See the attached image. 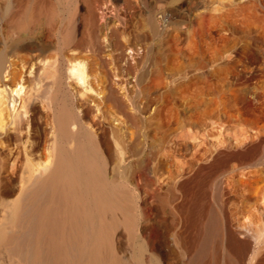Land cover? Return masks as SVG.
<instances>
[{
  "label": "rangeland",
  "instance_id": "obj_1",
  "mask_svg": "<svg viewBox=\"0 0 264 264\" xmlns=\"http://www.w3.org/2000/svg\"><path fill=\"white\" fill-rule=\"evenodd\" d=\"M7 1L0 0V52L8 50L12 61L0 74V88L22 84L23 95L36 74L52 85L62 64L66 85L77 101L76 112L94 133L107 134L112 141L114 178L128 192L140 223L145 222L141 199L146 195L161 218L159 225H174L166 264H188L178 236L185 227L175 218L180 204L182 211H195L191 178L197 163L212 161L217 149L240 146L245 135L255 137L264 131V0H127L130 16L119 28L114 19L100 18L98 6L97 38L81 22L86 3L63 0L75 11L83 32L64 47L59 34L66 20L43 18L19 25L5 15ZM164 6L171 9L167 20L160 19ZM29 42L37 48L22 47ZM76 60L85 63L86 83L69 75L68 66ZM46 150L45 143L39 152ZM248 170L241 166L239 173L224 175L234 203L230 209L241 207L240 220L235 221L241 226L247 222L245 216L259 215L250 207L258 184L243 173ZM183 182L189 188L180 197ZM251 221L248 224H258ZM136 231L135 239L125 237L130 264L134 244H146L141 230Z\"/></svg>",
  "mask_w": 264,
  "mask_h": 264
},
{
  "label": "bare ground",
  "instance_id": "obj_2",
  "mask_svg": "<svg viewBox=\"0 0 264 264\" xmlns=\"http://www.w3.org/2000/svg\"><path fill=\"white\" fill-rule=\"evenodd\" d=\"M82 1L87 9L80 15L81 22L93 37L99 2ZM64 2L8 0L5 15L19 25L43 18L66 20L59 34L64 47L83 34L75 11ZM22 47L36 49L37 45L29 42ZM10 57L8 50L0 52V74L7 72ZM64 70L60 64L52 85L36 74L23 95L22 84L10 90L0 88V264H130L125 237L135 239L138 228L146 244L134 242V264H166L174 225H159L161 218L152 211L146 195L141 199L145 222L140 223L128 192L114 178L112 141L84 124ZM68 72L86 83L82 60L71 62ZM88 111L87 107L86 115ZM45 143L46 158L39 152ZM241 166L249 168L243 173L252 175V182L258 184L250 207L257 208L259 215L247 212L244 229L235 223L240 220L241 207L230 209L234 203L224 179L226 173H239ZM187 187V182L181 183L177 195L185 196ZM191 187L195 211H182L180 204L175 218L185 227L178 236L188 264H264V131L255 137L245 135L240 146L217 149L212 161L197 163ZM248 219L258 224H248Z\"/></svg>",
  "mask_w": 264,
  "mask_h": 264
},
{
  "label": "built area",
  "instance_id": "obj_3",
  "mask_svg": "<svg viewBox=\"0 0 264 264\" xmlns=\"http://www.w3.org/2000/svg\"><path fill=\"white\" fill-rule=\"evenodd\" d=\"M128 3L127 0H123L121 3H112L111 0H105L99 5V15L100 18L104 21L106 19H114L117 22V27H123L126 23L127 17L130 16V12L127 11ZM129 12V13H128ZM160 19L167 20L171 17V9L168 6L162 7L159 12ZM116 30V29H115ZM113 30V31H115ZM111 29L109 28V33Z\"/></svg>",
  "mask_w": 264,
  "mask_h": 264
}]
</instances>
